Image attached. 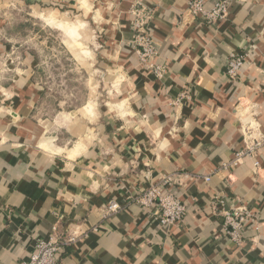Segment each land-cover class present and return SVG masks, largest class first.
Listing matches in <instances>:
<instances>
[{"label":"clouds","instance_id":"obj_1","mask_svg":"<svg viewBox=\"0 0 264 264\" xmlns=\"http://www.w3.org/2000/svg\"><path fill=\"white\" fill-rule=\"evenodd\" d=\"M0 264H264V0H0Z\"/></svg>","mask_w":264,"mask_h":264}]
</instances>
